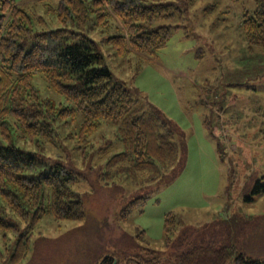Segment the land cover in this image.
<instances>
[{"label":"rangeland","instance_id":"rangeland-1","mask_svg":"<svg viewBox=\"0 0 264 264\" xmlns=\"http://www.w3.org/2000/svg\"><path fill=\"white\" fill-rule=\"evenodd\" d=\"M143 1L177 7L154 23L171 27L156 58L118 56L107 40L122 28L111 16V26H100L90 11L85 34L116 79L169 125L179 157L155 173L107 167L123 151L118 123L103 122L87 145L78 136L80 121L56 128L59 144L46 155L85 177L73 189L87 217L75 222L45 215L22 264H101L107 257L114 264H159L160 257L162 264H178L199 243L232 249L228 264L241 254L264 259V190L255 192L264 185V48L250 45L241 26L256 0ZM16 2L33 16L35 32L63 28L55 11L60 0ZM41 18L45 24L37 22ZM24 45L30 50V42ZM35 85L64 102L40 77ZM138 199L145 204L124 214ZM168 214L177 220L175 232L166 229ZM15 241L0 230V264H8Z\"/></svg>","mask_w":264,"mask_h":264},{"label":"trees","instance_id":"trees-1","mask_svg":"<svg viewBox=\"0 0 264 264\" xmlns=\"http://www.w3.org/2000/svg\"><path fill=\"white\" fill-rule=\"evenodd\" d=\"M174 10L176 5L169 2L93 0L89 8L87 0H60L55 11L63 28L35 32L33 16L25 8L16 0H0V230L14 234L16 240L8 264H22L28 257L34 231L45 215L75 222L87 217L73 189L85 177L46 155L59 144V126L80 121L78 136L87 145L103 122L118 123L123 151L107 167L128 165L130 170L155 173L178 159L179 147L169 125L116 79L98 44L85 34L90 11L100 26H111V16L122 28L107 40L118 56L156 58L171 27L156 28L154 23L172 17ZM37 22L46 23L42 18ZM241 26L250 45L264 48V0H256L255 11L243 16ZM25 42L31 43L30 50ZM37 77L64 102L44 96L35 85ZM260 188L264 190V185L255 192H262ZM139 201L145 204L138 199L124 214ZM177 225L175 216L168 214L167 231L175 232ZM233 256L230 248L199 243L183 253L178 264H228ZM114 261L107 257L101 264ZM234 264H264V259L241 254Z\"/></svg>","mask_w":264,"mask_h":264}]
</instances>
